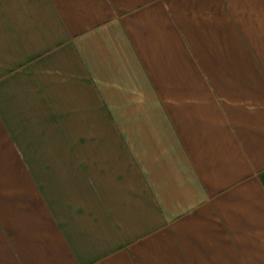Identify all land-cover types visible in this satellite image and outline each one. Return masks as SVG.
Segmentation results:
<instances>
[{"label":"crops","instance_id":"crops-1","mask_svg":"<svg viewBox=\"0 0 264 264\" xmlns=\"http://www.w3.org/2000/svg\"><path fill=\"white\" fill-rule=\"evenodd\" d=\"M0 264H264V0H0Z\"/></svg>","mask_w":264,"mask_h":264}]
</instances>
